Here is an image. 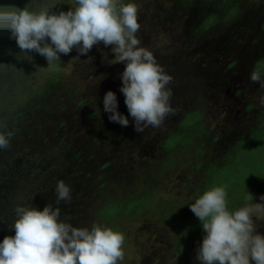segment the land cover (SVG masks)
Returning a JSON list of instances; mask_svg holds the SVG:
<instances>
[{
  "label": "rangeland",
  "instance_id": "obj_1",
  "mask_svg": "<svg viewBox=\"0 0 264 264\" xmlns=\"http://www.w3.org/2000/svg\"><path fill=\"white\" fill-rule=\"evenodd\" d=\"M5 61L1 249L264 264V0H0Z\"/></svg>",
  "mask_w": 264,
  "mask_h": 264
},
{
  "label": "trees",
  "instance_id": "obj_2",
  "mask_svg": "<svg viewBox=\"0 0 264 264\" xmlns=\"http://www.w3.org/2000/svg\"><path fill=\"white\" fill-rule=\"evenodd\" d=\"M234 11L235 10L233 8V12ZM211 18H212V22L217 21V19H218V17L216 15L213 16V17H211ZM206 27H207V25H206ZM8 64L9 63H7V61H5V64L0 67V81H2V77L3 76H1V75L5 71H11V69H14L15 71H17V65L18 64H14V62H13L12 64L11 63L9 64V65H11L9 67H8ZM5 82H6V80H5ZM93 115H95V114L93 113ZM119 116L120 115L118 114L117 117H119ZM101 125H103V126H101L103 128L101 129V134L100 135L105 136L106 133L108 135L109 134H112V133H115V134L118 133V135H120V132L119 131H116V130H113L112 129V128H115L117 124H114V125H111L110 126L107 123L106 118L105 119L101 118ZM96 126H97V124H96ZM76 159L77 158H74V160H76ZM169 162L175 163L173 161H169ZM171 163H167V164H171ZM4 185L6 187H8V184H4ZM11 198L12 197H6V196L0 195V214L4 215V213H6L5 214L6 216L4 215L3 216V219L4 218L6 219L7 214H8V211H9V209L11 207L10 206V204H11V202H10L11 201ZM58 205H59V202L57 204L56 202H53V200H52V203H49L44 208L40 205V210H37L36 211V214L38 215L37 218L41 217L43 219L44 217H47L48 216L47 215L48 213H51V212L55 213V212L61 211V210H59L60 209L59 208L60 205H59V207H58ZM14 210H15V212L18 211V210H20L19 212L22 213V216H21V214H20V216L19 215H16V214L14 215V217L12 216V221H11L12 222V226H15L16 225L15 227H17V229H18L17 230V233L19 234V231L20 230L25 229V228H23L20 225V223L22 222L23 215L24 216L26 215V208L23 205L20 207L19 204H15L14 205ZM31 212H34L33 209H31ZM7 231L8 230H6L5 227L3 228V226L0 228V238H2V243H0V264H21L20 262H25L28 259V257L30 256V254H32L33 252L31 253V251H26V252L24 251V252L21 253V252L17 251V253H16V250H15L16 249V245L19 242V239L20 238L17 239V240H15L16 242L15 243H12V245L7 250L5 249L6 246H7V243L5 244L6 246H4L3 249H1V245H4L5 241L6 242L9 241V240H6L5 239V236L7 234ZM3 252H4V254H3Z\"/></svg>",
  "mask_w": 264,
  "mask_h": 264
}]
</instances>
